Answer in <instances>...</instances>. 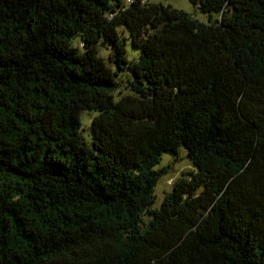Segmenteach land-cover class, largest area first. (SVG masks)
<instances>
[{"label": "trees", "instance_id": "1", "mask_svg": "<svg viewBox=\"0 0 264 264\" xmlns=\"http://www.w3.org/2000/svg\"><path fill=\"white\" fill-rule=\"evenodd\" d=\"M188 1L0 0V264H264V0Z\"/></svg>", "mask_w": 264, "mask_h": 264}, {"label": "rangeland", "instance_id": "2", "mask_svg": "<svg viewBox=\"0 0 264 264\" xmlns=\"http://www.w3.org/2000/svg\"><path fill=\"white\" fill-rule=\"evenodd\" d=\"M147 3L162 4L163 6H170L173 9L183 11L190 14L194 19L200 23H207V16L199 13L188 0H143ZM128 4V0H126ZM128 58L138 57V52L127 46ZM92 113H83L82 125L84 127V134H88V126H90ZM155 170L165 169L164 174L157 182L154 188L155 202L153 208H159L160 203L165 193L171 191L172 185L180 179H187V174L193 171L191 163L185 158V151L180 149L177 157L163 154L159 163L154 167Z\"/></svg>", "mask_w": 264, "mask_h": 264}]
</instances>
